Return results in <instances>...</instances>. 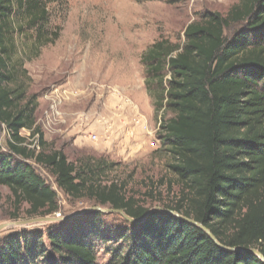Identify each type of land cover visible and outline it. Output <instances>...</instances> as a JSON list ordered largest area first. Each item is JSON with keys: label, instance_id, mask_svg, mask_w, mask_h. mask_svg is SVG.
<instances>
[{"label": "trees", "instance_id": "16d2710c", "mask_svg": "<svg viewBox=\"0 0 264 264\" xmlns=\"http://www.w3.org/2000/svg\"><path fill=\"white\" fill-rule=\"evenodd\" d=\"M63 3L0 0V185L10 189L15 204L28 205V218L54 214L57 193L37 164L67 196L140 218L147 209L126 195L124 182L101 180L113 163L92 157L68 161L61 150L49 149L36 123L37 96L21 80L27 70L14 60V40L30 30L41 45L53 43L58 32L48 38L43 27L49 6ZM234 25L239 28L229 37L225 30ZM183 34L181 44L157 40L141 57L155 105L173 114L159 135L185 199L184 205L162 208L200 223L219 244L200 227L161 210L136 223L114 213L125 223L120 230H83L86 215L92 222L100 216L93 210L71 223L46 224L43 231L7 234L0 264H100L98 250L108 243L103 264H264L252 252L264 257V0H239L225 15L204 13ZM23 129L35 139L28 141Z\"/></svg>", "mask_w": 264, "mask_h": 264}, {"label": "rangeland", "instance_id": "374dc122", "mask_svg": "<svg viewBox=\"0 0 264 264\" xmlns=\"http://www.w3.org/2000/svg\"><path fill=\"white\" fill-rule=\"evenodd\" d=\"M238 1L65 0V4L50 5L43 28L48 38L54 36L53 31L58 32L53 43L41 45L30 30L20 32L14 40V60L27 70L21 80L28 92L37 96L36 123L49 149L61 150L73 163L85 157L113 163L102 182H124L126 195L142 208L184 205L182 185L170 168L173 159L159 135L161 124L173 114L155 105L141 57L157 40L181 44L190 22L198 21L204 13L225 15ZM13 21L21 24L15 16ZM238 28H227L225 34L230 37ZM169 78L170 73L165 70V86ZM47 116L51 128L44 123ZM97 124L101 127H92ZM21 132L28 141L35 139L26 129ZM1 145L4 149V136ZM34 166L57 193L58 211L47 216H68L56 224L82 219L84 213L93 210L80 212V218L72 214L100 206L88 198L67 196L50 172ZM27 208L26 203L15 204L10 189L0 185V224L29 219ZM98 212L100 216L94 222L93 217L86 215L80 228L91 231L100 227L101 232H107L125 225L122 217L112 212ZM14 213L16 218L12 217ZM55 222L3 227L0 243L12 232L43 231L46 224ZM111 244L98 250L100 264L109 257L104 250Z\"/></svg>", "mask_w": 264, "mask_h": 264}, {"label": "water", "instance_id": "95a60500", "mask_svg": "<svg viewBox=\"0 0 264 264\" xmlns=\"http://www.w3.org/2000/svg\"><path fill=\"white\" fill-rule=\"evenodd\" d=\"M87 210H97V211H105V212H112V213H117L119 214L120 216H122L124 219H126L127 221L129 222H132V223H136V222H139L141 221L145 216H147L150 212L152 211H155V210H161L162 212L164 213H171L177 217H180L184 220H187L188 222L200 227L201 229H203L208 237L213 241L215 242L216 244H219L217 242V240L215 239V237L211 234V232L206 229L204 226H202L200 223L194 221L193 219H188L186 217H183L181 215H179L177 212L175 211H171V210H167V209H163V208H159V207H154V208H151V209H147L140 218H133V217H130V216H127L123 210L121 209H112V208H101L100 206H94V207H91V208H84L80 211H77V212H74V214L72 215H77L79 214L80 212L82 211H87ZM65 217H68V216H65ZM65 217H59V216H38V217H33V218H29V219H26V220H21V221H14V222H11L9 224H0V230L3 228V227H6V226H15V225H31V224H38V223H48V222H55V221H58L62 218H65ZM252 252L256 253L260 258L261 260L264 261V257L257 251V250H254L252 249Z\"/></svg>", "mask_w": 264, "mask_h": 264}, {"label": "crops", "instance_id": "0c3cea01", "mask_svg": "<svg viewBox=\"0 0 264 264\" xmlns=\"http://www.w3.org/2000/svg\"><path fill=\"white\" fill-rule=\"evenodd\" d=\"M98 109H99V108H98ZM97 114H98L99 116H101L102 112H101L100 110H98ZM105 117H106V115H105ZM49 120H50V118H48V116L45 117L44 123H46V124L49 125V123H48ZM49 126H50V128H51V125H49ZM92 127H94L95 129H98L97 127H101V125H100V124H97V125H94V126H92ZM108 128L110 129V125H108ZM100 130H101V129H99V131H100Z\"/></svg>", "mask_w": 264, "mask_h": 264}, {"label": "built area", "instance_id": "2783aa9c", "mask_svg": "<svg viewBox=\"0 0 264 264\" xmlns=\"http://www.w3.org/2000/svg\"><path fill=\"white\" fill-rule=\"evenodd\" d=\"M93 138L95 139L96 137H95V136H93Z\"/></svg>", "mask_w": 264, "mask_h": 264}]
</instances>
